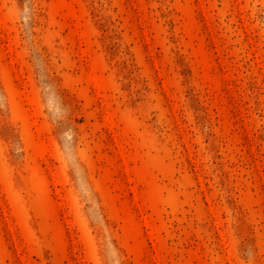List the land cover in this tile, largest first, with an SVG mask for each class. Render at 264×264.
Listing matches in <instances>:
<instances>
[{
	"label": "rangeland",
	"instance_id": "374dc122",
	"mask_svg": "<svg viewBox=\"0 0 264 264\" xmlns=\"http://www.w3.org/2000/svg\"><path fill=\"white\" fill-rule=\"evenodd\" d=\"M0 264H264V0H0Z\"/></svg>",
	"mask_w": 264,
	"mask_h": 264
}]
</instances>
